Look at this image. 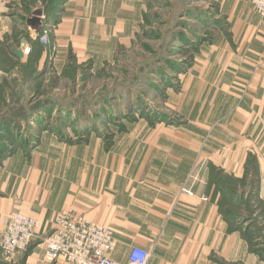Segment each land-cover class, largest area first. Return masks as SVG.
Returning a JSON list of instances; mask_svg holds the SVG:
<instances>
[{
    "label": "crops",
    "instance_id": "obj_1",
    "mask_svg": "<svg viewBox=\"0 0 264 264\" xmlns=\"http://www.w3.org/2000/svg\"><path fill=\"white\" fill-rule=\"evenodd\" d=\"M47 3L1 0L0 83L11 79L3 70L8 59L25 62L27 55L14 54L23 41L25 48L44 46L40 29L45 18L52 19L45 14ZM141 3L66 0L50 30L49 46L62 53L67 46L82 51L124 44ZM249 5L244 46L238 52L225 46L220 54L215 46L207 49L210 83L202 84L199 75L188 103L199 106L195 123L134 124L108 148L101 140L65 144L43 138L28 156L2 160L0 240L12 212L41 221L24 264H70L61 257L48 260L41 239L63 210L109 227L117 241L112 257L121 263L137 246L151 254L147 264H264L242 231L231 229L219 206L229 177L241 180L247 161L255 164L254 199L264 204V24ZM44 60L43 54L40 66ZM215 175L220 177L216 183ZM24 255L12 256L14 262Z\"/></svg>",
    "mask_w": 264,
    "mask_h": 264
},
{
    "label": "rangeland",
    "instance_id": "obj_2",
    "mask_svg": "<svg viewBox=\"0 0 264 264\" xmlns=\"http://www.w3.org/2000/svg\"><path fill=\"white\" fill-rule=\"evenodd\" d=\"M65 1L48 0L45 14L52 19L45 18L41 33L56 26ZM246 4L250 0H142L124 44L82 51L67 46L62 53L48 44L29 48L25 62L8 59L3 70L11 79L0 83V163L28 156L43 138L65 144L101 140L108 148L134 124L195 123L199 106L188 103L199 75L202 84L210 83L207 49L215 46L220 54L225 46L234 52L244 46ZM246 164L241 180L230 176L225 193L231 221L264 259V211L247 187L252 168ZM29 251L15 263L0 249V264H24Z\"/></svg>",
    "mask_w": 264,
    "mask_h": 264
},
{
    "label": "built area",
    "instance_id": "obj_3",
    "mask_svg": "<svg viewBox=\"0 0 264 264\" xmlns=\"http://www.w3.org/2000/svg\"><path fill=\"white\" fill-rule=\"evenodd\" d=\"M250 4L264 24V0H250ZM49 33L50 30L46 28L39 36L42 45L49 44ZM29 51V48H25L23 54L28 55ZM183 191L191 194L186 189ZM40 227L39 219L12 212L0 240L3 255L11 258L25 253L38 238ZM41 239L45 257L50 261L61 257L70 264H147L151 256L146 250L132 246L126 254L125 263L113 259L117 248L113 231L71 210L58 212L53 218V229Z\"/></svg>",
    "mask_w": 264,
    "mask_h": 264
},
{
    "label": "trees",
    "instance_id": "obj_4",
    "mask_svg": "<svg viewBox=\"0 0 264 264\" xmlns=\"http://www.w3.org/2000/svg\"><path fill=\"white\" fill-rule=\"evenodd\" d=\"M249 165H250V167L252 168V171H256L255 170V164H254V162L252 163L251 161L249 162ZM255 176L256 175H252L251 176V181H249V183L252 185V189H251V191H250V194H252L251 196H252V198L254 199V195H253V190H254V188H255V185H256V181H255ZM229 179H230V177H229ZM229 179H228V181H229ZM219 192V191H218ZM222 199H220V201H221ZM225 200V203H223V204H221L220 203V201H219V206H220V209H221V213L223 214V216L225 217V218H227L228 220H229V222H230V226H231V229L232 230H236V231H239V229H237L236 228V226H235V223L233 222V221H231V219H230V215H231V213H230V202H229V198H228V195H227V193H224L223 194V201ZM254 201H257L258 202V204H261V206L263 207V211H264V204L262 203V202H260V201H258V200H255L254 199ZM226 206H228V207H226ZM243 233V236H245V238L248 240V243H249V247H250V250L252 251V252H254V253H259L258 251V249H256V247H254V242H252V240H251V238L248 236V234H244V232H242ZM30 248L31 247H29L28 248V250H30ZM28 253V252H27Z\"/></svg>",
    "mask_w": 264,
    "mask_h": 264
},
{
    "label": "water",
    "instance_id": "obj_5",
    "mask_svg": "<svg viewBox=\"0 0 264 264\" xmlns=\"http://www.w3.org/2000/svg\"><path fill=\"white\" fill-rule=\"evenodd\" d=\"M25 50V41L22 42V45L20 46L19 50L14 51V54L18 57V58H22L23 56V51Z\"/></svg>",
    "mask_w": 264,
    "mask_h": 264
}]
</instances>
